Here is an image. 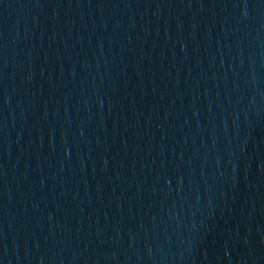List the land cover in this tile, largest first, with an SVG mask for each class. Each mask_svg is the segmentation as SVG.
Instances as JSON below:
<instances>
[{"label": "water", "instance_id": "1", "mask_svg": "<svg viewBox=\"0 0 264 264\" xmlns=\"http://www.w3.org/2000/svg\"><path fill=\"white\" fill-rule=\"evenodd\" d=\"M0 264H264V0H0Z\"/></svg>", "mask_w": 264, "mask_h": 264}]
</instances>
